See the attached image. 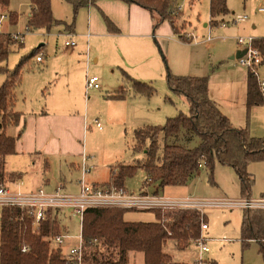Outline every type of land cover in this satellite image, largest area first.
Returning <instances> with one entry per match:
<instances>
[{
    "label": "rangeland",
    "instance_id": "374dc122",
    "mask_svg": "<svg viewBox=\"0 0 264 264\" xmlns=\"http://www.w3.org/2000/svg\"><path fill=\"white\" fill-rule=\"evenodd\" d=\"M226 1L231 13L227 16H225L226 14L218 15L215 19L218 24L212 25L210 24L211 0H184V8L181 9L182 16L177 19L176 27L182 35L191 41L187 43L178 42L179 34H176L178 37H174L175 39H173V36L170 37L171 40H167L168 43L165 44L159 42L157 38L154 39L157 53L162 62L163 72L160 71L159 75L151 80L141 79L142 82L153 87L154 90L151 96L135 92L130 84L128 85L124 78L122 81V77L113 72L111 68L106 69L105 73L97 71L101 89L96 91L101 93V96L92 91L87 94L88 97L81 94L77 99V104L71 110L74 113L82 112L84 107L86 108L85 100H89L86 135L89 147L92 148L91 153H88V155L93 157L91 162L93 165L95 164V168L86 177L89 182L98 181L102 184L103 180L108 178L110 168L111 170L113 168L115 174H117L118 164H135L146 158L145 147L149 145V142L146 141L142 150H135L137 144L135 140L136 129L163 126L169 118L175 117L181 112L189 114L190 106L187 99L175 93L169 87L168 70L177 76H207L209 78V89L212 86L215 94L226 100L230 111L232 110L230 113L232 119L222 111L230 119L232 125L236 128L247 127L253 137H264V105H258L248 110L246 101L244 100L242 103L241 98L238 99L240 92L237 91V85L231 83V81L237 79L243 81L246 78L248 67L242 66L237 59H230L231 54L228 53L234 47L241 48L237 41L239 36L249 37L253 34L264 36V12L258 11V6L262 0ZM86 8L81 7L79 9L75 20V28L77 21L82 17V9ZM52 10L56 20L67 23L72 22L74 11L72 4L69 2L52 0ZM9 11L18 14L16 23L11 22ZM9 11L4 12L8 17L0 24L1 29H3L0 34L1 38L4 40L7 39V36L11 38V33L24 34L25 37L23 44L13 40L15 43L10 44L7 60L0 62L1 66L14 69L22 57L28 56L39 45L47 44L48 46H42L39 50L46 53L44 62L37 61V53L23 64L21 81L14 89L15 106L16 102L21 108L38 107L40 104L46 105L45 101L51 92L52 85L50 81L54 72L52 67L47 66L49 57L47 49L49 48L50 51L56 47L57 43H62L66 37L62 34L58 36L59 32L64 33L60 26H63L64 30L66 29L64 25L55 24L50 29L31 28L30 31L27 30L28 13L31 11L30 0H11ZM184 15L188 17L189 24L183 18ZM237 15H247L249 19L242 23L222 25L223 20H233ZM85 21L86 19L83 18V24H85ZM206 22H209V26H204ZM253 25H255V28H253ZM192 32H194L193 35ZM208 37H210V41ZM259 73L261 78L264 79V65L259 67ZM5 80L6 75L0 73V87ZM223 81H228L229 84L223 87ZM43 82L46 83L40 88L39 86ZM121 82L125 83L126 88V98L124 100L130 101V104L128 106L123 104L122 108H117L115 104L103 103V99L109 98L111 94L118 93L113 89L117 88ZM109 90H113L114 93L109 94ZM242 90L245 95L244 85ZM55 97L56 95H53L51 100ZM232 98L236 101L235 103ZM95 119L102 123L103 130H100L93 122ZM14 131L13 126H8L7 132L9 135H13ZM174 140L175 138L171 137L169 143L174 142ZM197 141V139L194 140L191 146H194ZM164 144L165 139L161 136L159 139V156L163 153ZM47 158L51 163L53 175L59 179L64 178L68 183L65 191L76 193L78 186L75 180L78 174L75 171L78 170V164L80 165L81 161H74L75 166H77L75 168L71 164L73 161L70 155L47 156ZM30 161L29 156L25 157L24 164L21 167L26 168V171H28L24 182L19 183L20 189L24 191L29 190L35 184L36 177H38V181L42 176L41 166L37 165L35 168H31ZM106 163L108 164L106 165ZM249 166L248 171L255 179L251 198L256 201L264 199V161L251 162ZM8 167L12 170L11 164H8ZM70 170H72V174ZM146 174L147 172L144 169L139 168L133 176L126 178L125 189L130 193L145 191ZM33 177H35V181ZM159 185H157V181H152L148 191L145 192L155 193L156 190L154 189L158 188L160 190L159 194L171 196L175 199L186 197L207 201H237L243 199L240 179L236 170L232 166L220 163L216 164L213 174L206 166L201 167L197 177L183 186L168 185L161 188ZM11 188L13 187L11 186ZM46 189L50 188L46 187ZM243 211V208L240 207L206 206L204 208L205 221H207L209 229L204 231L203 235L208 237L209 252L201 254L197 242L193 240L185 249H179L174 239L167 241L164 251L172 257L173 264H198L199 259L212 261L215 264H264L259 242L252 240L247 246L242 244ZM199 212L203 214V210H199ZM52 215L57 218L60 233L69 236V238H66L67 246L76 245L82 231L80 217L73 215L72 210L69 208H63L57 214L55 212ZM155 215L154 211L129 210L125 213V218L153 220ZM165 220L163 219V221ZM49 246L52 251L60 252L55 243H50ZM139 256L142 257L143 255L140 253ZM143 260V257L139 258L137 254H131L129 264H137L139 261H142L140 264H143Z\"/></svg>",
    "mask_w": 264,
    "mask_h": 264
},
{
    "label": "trees",
    "instance_id": "16d2710c",
    "mask_svg": "<svg viewBox=\"0 0 264 264\" xmlns=\"http://www.w3.org/2000/svg\"><path fill=\"white\" fill-rule=\"evenodd\" d=\"M31 14L28 17L27 30L50 29L53 25H64L69 32L75 30V20L81 7L94 5L98 0H65L72 4L74 17L71 23L54 18L52 0H30ZM146 8L155 21V29L168 21L173 31L182 40H189L176 27V21L182 16L179 0H123ZM11 0H0V7L7 8ZM226 0H211L210 24L217 25L218 15L229 13ZM12 23H16L18 14L10 12ZM108 28L117 32L114 23L104 16ZM0 36V62L6 61L10 44L15 42L9 37ZM23 44V43H20ZM43 45L22 57L14 69L0 65V73L6 80L0 87V184L6 182V156L16 152L17 140L22 130L12 136L7 133L10 125H18L22 114L14 110V89L21 81L23 64L34 57ZM253 46L260 51L264 65V36L255 37ZM125 82L135 92L151 96L153 87L134 79L123 71ZM169 87L175 93L184 96L190 106L189 114L179 113L171 117L163 126L146 127L135 130V150H142L146 141V158L135 164H118V172L111 171V183L117 188H125L127 177L133 176L139 168L144 169L151 181H159L161 187L185 185L199 171L200 162H204L213 174L217 163L232 166L240 179L242 198H251L254 176L248 171L251 162L264 161V137L251 136L248 128H236L221 111L209 95L207 76H177L168 70ZM115 99L126 98V88L111 95ZM264 105L256 78L248 72L247 108L251 110ZM196 136L200 142L195 147L178 143L179 135ZM163 136L165 144L162 155H158L159 139ZM175 138L169 143L170 138ZM147 183V181H146ZM241 241L244 246L255 240L260 244L264 258V208L243 209ZM124 208H89L84 212L82 221V240L84 246V264H128L131 252L144 254V264H173L172 257L164 251L168 240H176L179 249H185L201 236L202 220L206 219L197 210H153L157 221H126ZM48 211L42 221L40 231L34 232L32 220L25 215L21 219L19 208L7 207L2 210L0 219V264H65L59 251H52L44 239L50 233L59 234L60 226L56 216ZM163 219H166L163 221ZM23 246L28 251H22Z\"/></svg>",
    "mask_w": 264,
    "mask_h": 264
},
{
    "label": "crops",
    "instance_id": "0c3cea01",
    "mask_svg": "<svg viewBox=\"0 0 264 264\" xmlns=\"http://www.w3.org/2000/svg\"><path fill=\"white\" fill-rule=\"evenodd\" d=\"M179 3H181L179 6L183 10L184 0H179ZM5 11H9V7H0V13ZM81 12L82 17L81 19L78 18L79 20L77 21L74 32L64 30L63 26H60V29H62V32L64 33L59 32L58 36H61L62 34L66 38H64L61 44L57 43L56 47L52 48L50 51L49 48L47 49L49 52H47L49 56L47 66L52 67L54 72L50 81L52 85L51 92L45 101L46 105L40 104L38 107L21 108L16 102V106L14 107L15 111L22 114V119L18 125H11L15 128V133L12 136L17 135L20 130H22V135L17 140L16 152L6 156L5 172L8 176L5 184L9 187L12 186L13 188L11 189L15 191L31 192L41 187L45 189L47 187L50 188L46 189L47 191H53L61 181L67 186L68 183L64 178L59 179L57 176L53 175L51 172V163L47 156L57 157L70 155L73 161L71 164L72 166H75L74 161H81L82 163L84 155L91 153L90 151H92V148L89 147L86 135L89 100L85 98L86 108L84 107L82 112H71L75 107V104H77L79 95L85 94L84 96L88 97L87 94L92 91L101 96V93L96 90H91L86 93L87 77L98 75L97 71L105 73L106 69L111 68L113 72L122 77V81L124 78L123 71L128 73L134 79H140V81L141 79L145 81L151 80L156 77V75H159L160 71L163 72L161 65L162 62L157 53L154 39L157 38L159 42L161 41V43L165 44L166 42L168 43L169 39L171 40L170 37L173 36V39L178 37L168 21L162 22L155 29V21L153 20L151 13L146 8L135 3H127L123 0H98L94 5L82 9ZM230 13L231 11L225 16ZM30 14L31 11H29L28 17ZM104 16L114 23L118 28L117 32L110 31ZM83 18L86 19L85 24H83ZM183 18L188 21L187 16L184 15ZM248 19L249 17L247 16L246 19L235 23L246 22ZM223 21L228 22V24L232 23V20ZM189 23L190 22L188 21V24ZM204 26H209V22L204 23ZM253 28H255V25H253ZM193 34L194 32H192V35ZM251 36L254 38L261 37L255 36L254 34ZM71 38L76 41V46L74 47L65 45V41ZM178 40L180 43L191 41L190 39L187 41L182 40L180 37H178ZM210 40L211 39H209V41ZM41 45H46V47H48L47 44ZM239 50L240 48L238 47L230 49L228 51V53L231 54L229 58L233 59L232 56ZM247 78L248 70L246 78H244L243 81L242 79L231 81L232 84L235 83L237 85V91L240 92V97L238 99L241 98L242 103L244 100L247 103ZM44 83L46 82H43L39 87L41 88ZM222 83L223 87L229 84L228 81H223ZM243 85L246 89L245 95L242 90ZM123 89H125V83L121 82L119 83V86L113 90L115 92H120ZM113 90H109V94L114 93L112 92ZM214 91L215 90L212 89V86H210V98L221 109V111L232 119L230 114L232 110L230 111L228 107L229 105H227L228 103L226 100H223V98L215 94ZM53 95H56V97L51 100ZM232 100L234 103L236 102L233 98ZM129 102L130 101L128 100L115 99L111 96H109V98L107 97V99H103V103L115 104L117 108H122L123 104L128 106L130 104ZM100 130H103V128ZM196 139L198 140L197 143L194 146H191ZM177 142L185 144L188 147H195L199 144L200 139L196 136H187L186 132L183 131L179 135ZM27 156L31 159L29 163L31 168H35L37 165L41 166L42 176H40L41 178L38 181V177H36L35 184L29 188V190L24 191L20 189L19 183H23L25 176L28 174L26 168H21L22 164H24V158ZM91 161L93 160L91 159L89 163L93 164ZM8 164H11L12 170L9 169ZM107 164L108 163H106V165ZM80 166L81 164H78V170L75 171V173L78 174L75 180L77 186L79 181L78 178L81 176L79 169ZM76 167L77 166H75V168ZM111 171L110 168L109 176L106 180H103V183H111ZM70 172L72 174V170H70ZM198 174L199 171L191 180L193 181ZM146 177H149L148 173L146 174ZM33 180L35 181V177H33ZM151 182L152 181L147 180L145 191H148ZM158 183L159 181H157V185H159ZM13 185L18 186L14 187ZM159 187L161 186L159 185ZM154 190H156L155 193L160 191L158 188ZM125 220L131 222H154L157 221V218L155 215L153 220H134L126 218ZM66 238H69V236ZM67 245L65 239L62 251H66L68 249L67 247H70ZM140 253L141 252H131L129 257L131 254H137L139 258L143 257L144 259V254L141 253L143 256L140 257ZM140 262L142 261H139L137 264H140Z\"/></svg>",
    "mask_w": 264,
    "mask_h": 264
},
{
    "label": "built area",
    "instance_id": "2783aa9c",
    "mask_svg": "<svg viewBox=\"0 0 264 264\" xmlns=\"http://www.w3.org/2000/svg\"><path fill=\"white\" fill-rule=\"evenodd\" d=\"M181 9V7H180ZM258 11L264 12V0L258 6ZM8 15L4 12L0 14V24L7 18ZM247 18V15H237L231 22H239ZM228 22H223L222 25L226 26ZM3 29L0 26V34ZM24 34L11 33V39L23 43ZM194 37V36H193ZM210 39V37H208ZM254 37H238V44L241 45V50L246 52L237 60L242 66L248 67L250 72L257 80L261 97L264 101V79L261 78L259 67L262 65V57L260 51L253 46ZM65 45L69 47L76 46V41L71 38L65 41ZM46 53L39 51L36 59L38 62H44ZM100 78L98 75H92L86 78V93L91 90H100ZM99 129L103 128L102 123L95 119ZM93 159L91 155L85 154L81 163V178L78 181V191L76 193H67L66 185L63 181L53 191H47L41 187L31 192H21L11 189L5 183L0 184V219L1 213L4 208H19L22 211V217L27 215L32 220V228L34 232L40 231L41 223L47 218L48 211L53 213L63 209L69 208L74 215L80 217L83 221L84 212L89 208H124L129 210H178L188 209L202 211L204 215V208L206 206H225V207H240V208H264V199L253 200L252 198H243L241 200H221V201H207L198 200L190 197L175 199L171 196L162 195L159 193H130L125 188H117L112 183H98L89 182L86 179L87 174L94 168L93 164L89 161ZM205 167L204 162H200V168ZM151 181L150 178H147ZM209 226L207 221L202 220L201 236L196 240L200 253H207L210 251L208 245V237L203 235V232L208 230ZM68 235L63 233L54 234L50 233L45 236L48 244L55 243L60 249L61 257L64 259L65 264H84V246L82 235L79 236V242L76 245L70 246L66 251H62L65 244V239ZM22 251H28L27 246H23ZM198 264H215L212 261H203L199 259Z\"/></svg>",
    "mask_w": 264,
    "mask_h": 264
},
{
    "label": "water",
    "instance_id": "95a60500",
    "mask_svg": "<svg viewBox=\"0 0 264 264\" xmlns=\"http://www.w3.org/2000/svg\"><path fill=\"white\" fill-rule=\"evenodd\" d=\"M246 52V49L245 50H239L235 55L232 56L233 59H237V58H240L241 56H243Z\"/></svg>",
    "mask_w": 264,
    "mask_h": 264
}]
</instances>
